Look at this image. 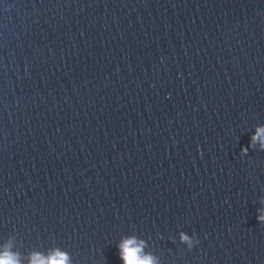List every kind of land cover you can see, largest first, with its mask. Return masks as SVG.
I'll return each instance as SVG.
<instances>
[{
    "label": "clouds",
    "instance_id": "clouds-1",
    "mask_svg": "<svg viewBox=\"0 0 264 264\" xmlns=\"http://www.w3.org/2000/svg\"><path fill=\"white\" fill-rule=\"evenodd\" d=\"M262 134H264V127L257 129L256 135L252 137L251 144L258 141ZM261 150H264V141H261ZM246 152L247 148L242 149V154ZM257 220L264 223V210L260 211ZM180 239L182 242H186L190 249L192 248L193 242L188 235L181 233ZM196 242L199 243L198 240ZM143 246L144 242H138L134 237L123 240L118 245L120 259L124 261V264H156L154 257L143 253ZM0 264H19V261L14 255L6 253L0 256ZM31 264H69V257L67 254L59 251L54 252L47 258L39 253H34L32 255Z\"/></svg>",
    "mask_w": 264,
    "mask_h": 264
}]
</instances>
